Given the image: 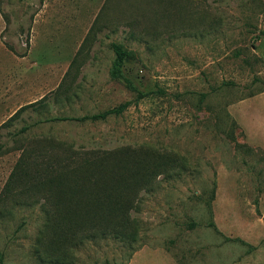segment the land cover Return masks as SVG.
<instances>
[{
	"label": "rangeland",
	"instance_id": "rangeland-1",
	"mask_svg": "<svg viewBox=\"0 0 264 264\" xmlns=\"http://www.w3.org/2000/svg\"><path fill=\"white\" fill-rule=\"evenodd\" d=\"M41 10L94 24L67 72L54 71L68 52H50L60 33L21 88L0 82V264H264V0H0L1 78ZM112 43L130 53L128 81L111 75ZM139 92L104 121L42 122ZM69 148L176 159L137 191L136 241L47 224L67 211L46 181L73 166Z\"/></svg>",
	"mask_w": 264,
	"mask_h": 264
},
{
	"label": "trees",
	"instance_id": "trees-1",
	"mask_svg": "<svg viewBox=\"0 0 264 264\" xmlns=\"http://www.w3.org/2000/svg\"><path fill=\"white\" fill-rule=\"evenodd\" d=\"M7 46L18 56H27L29 47L23 53H19L12 45ZM111 47L115 53L111 75L115 79L126 80L123 67L130 53L117 43H112ZM148 95L149 93L139 92L136 101H126L97 114L78 118L52 117L42 122L104 121L112 115L123 114ZM44 102L45 100H41L37 103L40 105ZM35 105L33 103L27 107ZM31 127V125L22 127L18 134L26 133ZM2 150L3 146L0 145V151ZM67 152H69L73 166H69L65 171L51 176L46 181L49 190L56 192L53 193V198L57 200L54 206L58 209L64 207L67 211L54 218L50 217L47 224L49 223L50 227L74 226V228H80L81 232L92 235V238L99 234L131 242L136 241L137 229L134 228L136 220L131 217V212L136 210L137 191L151 184L161 172L175 170L176 159L147 150L102 151L94 149L83 154V152L69 148ZM62 203L65 206L61 205Z\"/></svg>",
	"mask_w": 264,
	"mask_h": 264
},
{
	"label": "crops",
	"instance_id": "crops-1",
	"mask_svg": "<svg viewBox=\"0 0 264 264\" xmlns=\"http://www.w3.org/2000/svg\"><path fill=\"white\" fill-rule=\"evenodd\" d=\"M47 6L48 3H45V5H43L44 9H46ZM46 13V11L41 10L34 17L31 27L30 49L26 57H18L13 53L10 56H7L8 50H4L5 55L9 60V63L4 65L5 69H7V71L5 70L6 74L4 75V79L0 77V82L4 81V86H7V77L8 75H11L10 88H21V83L25 80V69L37 71L39 70L37 68L41 66V64L34 61L31 56L35 54L36 50L42 51L41 48L48 47L45 42L54 41L55 36L58 39L57 34L60 33L65 36V43L59 45L56 50H50V52L54 55L57 53L58 56L66 55L68 52L67 60L61 63H55L56 70L54 71L60 72L64 70L67 72L81 50V47L94 24V18L92 19L90 15L91 13L85 19L79 20L76 18L73 19V17L70 16L72 13L67 14L69 17L66 14L59 12H55L53 14L54 17H46Z\"/></svg>",
	"mask_w": 264,
	"mask_h": 264
}]
</instances>
